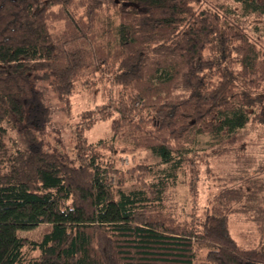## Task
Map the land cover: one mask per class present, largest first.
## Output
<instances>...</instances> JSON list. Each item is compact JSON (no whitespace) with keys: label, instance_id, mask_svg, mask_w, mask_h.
Returning a JSON list of instances; mask_svg holds the SVG:
<instances>
[{"label":"trees","instance_id":"16d2710c","mask_svg":"<svg viewBox=\"0 0 264 264\" xmlns=\"http://www.w3.org/2000/svg\"><path fill=\"white\" fill-rule=\"evenodd\" d=\"M245 16L264 21V0H0V264H264L263 245L230 232L243 190L200 214L170 195L180 173L198 178V135L233 143L235 127L264 123V46ZM44 78L65 104L78 90L102 98L80 112L70 149L41 137ZM102 118L129 145L89 140ZM104 147L148 148L168 168L114 186ZM39 223L38 240L19 235Z\"/></svg>","mask_w":264,"mask_h":264},{"label":"rangeland","instance_id":"374dc122","mask_svg":"<svg viewBox=\"0 0 264 264\" xmlns=\"http://www.w3.org/2000/svg\"><path fill=\"white\" fill-rule=\"evenodd\" d=\"M209 1V0H207ZM231 2V0H226ZM236 7H239L237 3ZM253 37L264 46V21L252 16L243 17ZM43 89L51 109V120L41 133L46 146L52 149H70L73 145L75 128L81 119L83 109L93 108L102 103L98 94L78 90L65 104L58 98L56 91L44 78L38 84ZM110 118H102L85 130L89 140L97 142L105 140L117 147L129 145L126 139H114L110 129ZM11 135L16 137L13 131ZM229 138H212L200 134L192 152L198 160V178L189 187L181 181L182 174L172 186L171 203L178 211L185 213H202L205 205H212L213 197L225 188L236 187L244 191L242 201L235 203L229 215V226L232 235L240 242L260 244L264 246V123L250 120L245 126H237ZM227 141V142H222ZM103 174L114 186H134L139 178L154 179L165 173L168 164L151 149L135 148L113 152L103 148ZM114 161V164L111 162ZM139 164H144L143 168ZM188 176V175H187ZM256 185H261L259 198L246 201ZM262 210L263 215H259ZM49 229V224L39 223L31 228L20 229L19 235L38 240L41 234Z\"/></svg>","mask_w":264,"mask_h":264}]
</instances>
